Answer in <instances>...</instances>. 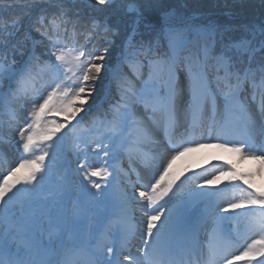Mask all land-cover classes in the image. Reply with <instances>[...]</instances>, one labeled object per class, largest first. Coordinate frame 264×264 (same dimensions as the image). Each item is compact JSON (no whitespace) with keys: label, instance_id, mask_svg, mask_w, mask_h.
Returning <instances> with one entry per match:
<instances>
[{"label":"snow or ice","instance_id":"obj_1","mask_svg":"<svg viewBox=\"0 0 264 264\" xmlns=\"http://www.w3.org/2000/svg\"><path fill=\"white\" fill-rule=\"evenodd\" d=\"M97 81L108 107L81 138L77 116L100 96ZM70 134L94 198L123 182L95 231L84 227L90 205L69 215L60 186L46 187ZM210 148L261 169L219 163L182 180L177 162ZM11 152L0 264H264V186L252 179L264 176V20H202L167 0H0V160Z\"/></svg>","mask_w":264,"mask_h":264},{"label":"rangeland","instance_id":"obj_2","mask_svg":"<svg viewBox=\"0 0 264 264\" xmlns=\"http://www.w3.org/2000/svg\"><path fill=\"white\" fill-rule=\"evenodd\" d=\"M85 119V118H84ZM62 120V119H61ZM77 120H79L77 118ZM76 121H72V124H75ZM69 128L71 125L68 126ZM92 129L91 126H87L85 123V120H83L82 125L78 126L77 129V135L81 138H86L90 135ZM68 152H72L74 160V171L71 172L70 167L66 163V159H64L63 154L61 153L58 157L59 163L56 165V168L54 170V173L52 177L50 178V182L46 185V187H52L55 185L60 186V190L63 193V208L67 210L69 213L73 210L74 205H90L92 209V214L90 216V219L84 227L90 228L91 230L95 231L97 229H100L104 224V207H106V201L109 197L107 189L105 191L104 196L101 197H93L91 195V192L86 190L83 187V184L81 182V178L77 175L75 169H76V155L73 150V139L71 137V134L68 139ZM66 144V141L64 145ZM19 153L11 152L9 153L3 161L11 164L14 163L18 159ZM187 157H189L191 161V165L189 167V172H187L185 175L181 177V179H185L187 176H191L193 172H199L205 168L211 170L213 165L219 164V163H226V159H228V163L226 164H232L234 165L239 171L241 172H255L258 173L261 169V164L254 160H242L238 157L237 154L233 152H229L223 149L218 148H210V149H204L199 152H194L189 154ZM231 161V162H230ZM183 163V160H180L177 162V170H180V166ZM125 164V162H124ZM63 171L60 175L56 174V169H62ZM191 168V169H190ZM73 173V175H72ZM72 178L74 181H72ZM97 179V178H94ZM254 182L258 186H264V176L255 175L252 177ZM109 180H112V177H109ZM221 187L224 185L221 184ZM194 185L192 183H186L184 187L181 189L180 193H178V197L181 199H187L191 196V191ZM110 188V187H109ZM92 192H95V190H91ZM199 212H212L214 209L210 208L208 204L203 203L201 207H199ZM210 212V213H211ZM229 224H231L232 228L238 227V231L240 234H244L247 228V223L243 219L238 221H230ZM43 239V237H41Z\"/></svg>","mask_w":264,"mask_h":264},{"label":"trees","instance_id":"obj_3","mask_svg":"<svg viewBox=\"0 0 264 264\" xmlns=\"http://www.w3.org/2000/svg\"><path fill=\"white\" fill-rule=\"evenodd\" d=\"M17 2L23 3L24 0ZM167 4L179 7L187 16H197L202 20L227 21L236 26L259 24L264 20V0H167ZM106 84L107 81H97L100 96L97 97L94 93L93 99H89L84 111L79 115L85 114L89 110V105L95 107L106 89Z\"/></svg>","mask_w":264,"mask_h":264},{"label":"bare ground","instance_id":"obj_4","mask_svg":"<svg viewBox=\"0 0 264 264\" xmlns=\"http://www.w3.org/2000/svg\"><path fill=\"white\" fill-rule=\"evenodd\" d=\"M64 155L67 157V151L66 150H64ZM183 163L181 164V166H180V168H185V170H189V167H190V163H191V161H190V159H189V157H184L183 159ZM226 163L228 162V160H226L225 161ZM191 169V168H190ZM58 172V171H57ZM115 187L117 188V190L115 191V193H114V196H113V200H112V202H111V204H110V213L109 214H111V213H114L115 212V210H116V205H117V200H118V194H119V188H121V187H123V182H121V184L118 186L117 184H115ZM112 215V214H111ZM136 215L138 216V213H136ZM210 240H211V237H210V230L208 231V234H207V236L205 235L203 238H202V243L204 244V246H205V244H206V246H205V252L207 253V245H208V243L210 242ZM214 243L217 245V247H221L222 246V243H223V240L222 239H216L215 241H214Z\"/></svg>","mask_w":264,"mask_h":264}]
</instances>
